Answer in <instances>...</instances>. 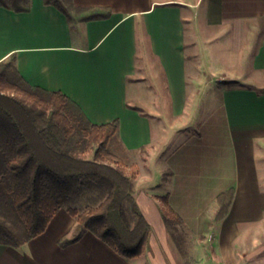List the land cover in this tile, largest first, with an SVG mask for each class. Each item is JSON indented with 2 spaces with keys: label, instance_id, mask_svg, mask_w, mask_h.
Segmentation results:
<instances>
[{
  "label": "crops",
  "instance_id": "crops-1",
  "mask_svg": "<svg viewBox=\"0 0 264 264\" xmlns=\"http://www.w3.org/2000/svg\"><path fill=\"white\" fill-rule=\"evenodd\" d=\"M203 1L73 0L98 9L88 20L43 0L0 6V61L15 54L30 85L61 91L93 123L119 120L113 146L137 167L151 227L146 251L127 259L90 231L61 244L78 226L60 208L22 246L0 244V264H264V0ZM231 187L211 221L205 209ZM162 197L189 232L186 253Z\"/></svg>",
  "mask_w": 264,
  "mask_h": 264
},
{
  "label": "trees",
  "instance_id": "trees-1",
  "mask_svg": "<svg viewBox=\"0 0 264 264\" xmlns=\"http://www.w3.org/2000/svg\"><path fill=\"white\" fill-rule=\"evenodd\" d=\"M31 0H0V6L27 11ZM71 19L96 17L97 8L73 0H43ZM72 15H74L72 18ZM117 118L91 122L61 91L30 85L16 67L15 54L0 61V244L20 247L45 231L64 208L77 231L61 244L90 231L127 259L147 249L151 227L134 197L136 165L116 154ZM234 194L219 193L204 213L211 221L227 214ZM169 233L186 253L189 232L162 197Z\"/></svg>",
  "mask_w": 264,
  "mask_h": 264
},
{
  "label": "rangeland",
  "instance_id": "rangeland-1",
  "mask_svg": "<svg viewBox=\"0 0 264 264\" xmlns=\"http://www.w3.org/2000/svg\"><path fill=\"white\" fill-rule=\"evenodd\" d=\"M205 2H206V0H204L203 1V5L205 4ZM211 46H213L214 45V42H212L211 44H210ZM209 45V46H210ZM210 50V56L211 55H213V48H210L209 49ZM228 53V50H224V49H221V50H219L218 51V53H217V57L219 56V57H222L223 55H226ZM221 79H223L222 77H221ZM261 154H262V161H263V163H264V145H263V149H262V152H261ZM162 210V209H161ZM264 240V238L262 239V241Z\"/></svg>",
  "mask_w": 264,
  "mask_h": 264
}]
</instances>
